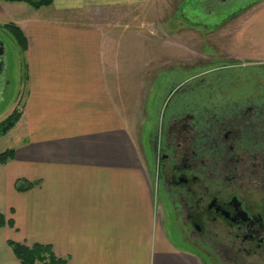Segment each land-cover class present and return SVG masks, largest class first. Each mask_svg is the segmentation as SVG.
I'll list each match as a JSON object with an SVG mask.
<instances>
[{"label":"crops","instance_id":"0c3cea01","mask_svg":"<svg viewBox=\"0 0 264 264\" xmlns=\"http://www.w3.org/2000/svg\"><path fill=\"white\" fill-rule=\"evenodd\" d=\"M147 1L54 0L36 9L0 0V24L14 22L27 37L12 102L22 116L15 136L0 137V153L15 150L0 163V210L15 223L0 227V264H21L9 240L49 244L66 264H207L165 224L156 174L117 99L123 42L94 20ZM18 179L37 184L18 191Z\"/></svg>","mask_w":264,"mask_h":264},{"label":"rangeland","instance_id":"374dc122","mask_svg":"<svg viewBox=\"0 0 264 264\" xmlns=\"http://www.w3.org/2000/svg\"><path fill=\"white\" fill-rule=\"evenodd\" d=\"M13 6L5 10L18 21L19 9ZM51 12L48 8L41 14ZM94 20L108 30L112 41L123 42L117 99L149 159L148 138L158 124L168 86L179 82L175 77L195 78L186 90L196 91L186 94L213 95L216 90V97L222 92L236 105L264 91V0H148L138 8L105 11ZM6 23L0 24V39L6 47L0 122L19 108L12 102L22 92L24 77L22 51ZM17 128L1 136L2 140L15 136ZM159 199L163 204L161 194ZM167 222L175 233L170 215L165 216Z\"/></svg>","mask_w":264,"mask_h":264},{"label":"flooded vegetation","instance_id":"af4514ba","mask_svg":"<svg viewBox=\"0 0 264 264\" xmlns=\"http://www.w3.org/2000/svg\"><path fill=\"white\" fill-rule=\"evenodd\" d=\"M183 76L148 138L167 216L207 264H264V91L236 105L216 90L186 94L195 78Z\"/></svg>","mask_w":264,"mask_h":264},{"label":"trees","instance_id":"16d2710c","mask_svg":"<svg viewBox=\"0 0 264 264\" xmlns=\"http://www.w3.org/2000/svg\"><path fill=\"white\" fill-rule=\"evenodd\" d=\"M7 2H26L36 9L41 7L50 6L54 0H2ZM5 28L14 37L17 44L24 51L27 48V37L23 29L14 22L4 24ZM22 111L16 108L6 119L0 122V137L6 135L21 119ZM15 157L14 148H8L7 150L0 153V163L5 164ZM37 182H30L25 179H18L16 188L18 191H27L33 188ZM15 223L13 219H9L0 210V227L10 226L14 227ZM9 246L16 258L21 264H66V259L58 257L52 246L49 244L36 243L34 245H26L16 241L9 240Z\"/></svg>","mask_w":264,"mask_h":264},{"label":"water","instance_id":"95a60500","mask_svg":"<svg viewBox=\"0 0 264 264\" xmlns=\"http://www.w3.org/2000/svg\"><path fill=\"white\" fill-rule=\"evenodd\" d=\"M3 46H4V42L0 39V54L3 53V51H4V47ZM1 69L3 70L2 65L0 67V71H1Z\"/></svg>","mask_w":264,"mask_h":264}]
</instances>
